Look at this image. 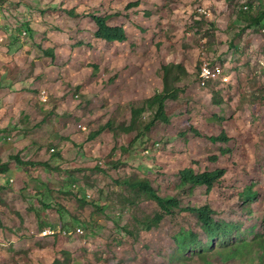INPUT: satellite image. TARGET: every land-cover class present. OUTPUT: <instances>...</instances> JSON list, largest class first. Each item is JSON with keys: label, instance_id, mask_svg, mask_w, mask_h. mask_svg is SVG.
Listing matches in <instances>:
<instances>
[{"label": "rangeland", "instance_id": "rangeland-1", "mask_svg": "<svg viewBox=\"0 0 264 264\" xmlns=\"http://www.w3.org/2000/svg\"><path fill=\"white\" fill-rule=\"evenodd\" d=\"M262 5L0 0V264H264V18L240 17ZM94 14L111 15L126 41L95 38ZM168 64L183 68L164 102L168 123L146 129V108L129 129ZM203 64L215 73L204 85ZM222 132L226 144L207 138ZM187 167L226 172L210 190L182 187ZM139 180L180 201L151 227L159 206L131 185ZM203 205L236 223L205 259L176 239L209 238L186 209ZM48 227L54 235L41 234Z\"/></svg>", "mask_w": 264, "mask_h": 264}, {"label": "trees", "instance_id": "trees-1", "mask_svg": "<svg viewBox=\"0 0 264 264\" xmlns=\"http://www.w3.org/2000/svg\"><path fill=\"white\" fill-rule=\"evenodd\" d=\"M132 7V3L126 5V8ZM248 7V6H247ZM250 9L251 6L249 5ZM248 7V9H249ZM241 18L250 21L251 25H257L264 18V5L257 7V10L254 12L242 11ZM247 14V15H246ZM92 21L95 26L94 36L97 39L103 40L107 43H123L126 41V32L123 26H112L109 24L111 15L109 16H99L92 15ZM175 68L176 73H173L172 70ZM183 73V68L178 64H168L161 66V81L162 89L159 92H156L151 98H148L144 101V106L137 109H131V121L128 128H132V124L135 122V118L143 113L145 109H153L152 120L146 125V129L152 125L155 121L168 123V113L165 110L164 102L168 99H172L174 94V85L175 80L179 79L180 75ZM173 89V90H172ZM186 132L191 135L205 137L197 129H193L189 124L186 125ZM208 140L213 143H224L226 144L229 141V137L225 132L220 133L217 136H207ZM16 161L20 164H35V162L23 161L18 156H16ZM46 165L44 162H37V164ZM225 168H215L213 170H204L201 172H195L191 167L180 169L178 171L180 177V186L182 187H193L196 185L204 184L207 186V190H210L214 183L219 181L225 174ZM131 185L134 186L136 191H140L148 199L154 200L158 206L159 210L152 216L151 220L148 222L147 227H151L153 224L156 225L162 218L164 214H169L173 210L179 207L180 201L178 197L171 195H160L155 192L153 187L146 180H139L137 182H132ZM242 197L252 198L253 192L251 190H245L241 193ZM186 209L194 213L198 217V220L201 222L203 230L208 235V239L204 241L200 239L194 230H182L177 235V241L180 245V248L185 250H190L195 252L194 249L198 248V255L205 259L208 256L210 247L213 246V243L217 242L216 237H221L225 235L231 228L236 227V223L224 222L214 218V210L208 206H186ZM256 244V242L251 240ZM243 241L242 243H245ZM250 243V246L252 245ZM260 247L261 260L264 259V238L257 243ZM233 247H231L232 249Z\"/></svg>", "mask_w": 264, "mask_h": 264}, {"label": "built area", "instance_id": "built-area-1", "mask_svg": "<svg viewBox=\"0 0 264 264\" xmlns=\"http://www.w3.org/2000/svg\"><path fill=\"white\" fill-rule=\"evenodd\" d=\"M245 9H248V7L246 6ZM198 12H202L204 13V11L202 9H198ZM215 76V73H213L209 68H208V65L207 64H203V66L201 67L200 69V79H201V84L204 85L205 82H207L209 80L210 77H214ZM76 230L79 232V233H82V230L79 229V228H76ZM56 232V230L52 227H48V228H44L41 232L42 235H47V234H52L54 235ZM3 245L0 243V255L2 254V250H1V247Z\"/></svg>", "mask_w": 264, "mask_h": 264}, {"label": "crops", "instance_id": "crops-1", "mask_svg": "<svg viewBox=\"0 0 264 264\" xmlns=\"http://www.w3.org/2000/svg\"><path fill=\"white\" fill-rule=\"evenodd\" d=\"M6 59H8V58H6ZM10 60H12V59H10Z\"/></svg>", "mask_w": 264, "mask_h": 264}, {"label": "clouds", "instance_id": "clouds-1", "mask_svg": "<svg viewBox=\"0 0 264 264\" xmlns=\"http://www.w3.org/2000/svg\"><path fill=\"white\" fill-rule=\"evenodd\" d=\"M206 83V82H205Z\"/></svg>", "mask_w": 264, "mask_h": 264}]
</instances>
